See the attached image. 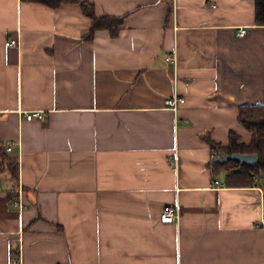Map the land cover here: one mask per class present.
<instances>
[{
    "label": "crops",
    "instance_id": "0c3cea01",
    "mask_svg": "<svg viewBox=\"0 0 264 264\" xmlns=\"http://www.w3.org/2000/svg\"><path fill=\"white\" fill-rule=\"evenodd\" d=\"M83 1L116 36L85 39L77 3L0 0V264H264L263 177L214 176L206 142L248 145L239 108L264 105L255 0Z\"/></svg>",
    "mask_w": 264,
    "mask_h": 264
},
{
    "label": "trees",
    "instance_id": "16d2710c",
    "mask_svg": "<svg viewBox=\"0 0 264 264\" xmlns=\"http://www.w3.org/2000/svg\"><path fill=\"white\" fill-rule=\"evenodd\" d=\"M49 7H56L61 3H77L84 16L90 19L89 31L84 36L85 39L92 38L94 31L106 30L111 37L118 33L122 23V17L103 16L96 17L93 12V5L83 0H33ZM255 20L256 24L264 26V0H255ZM238 121L240 125L251 134V142L248 145L239 142L238 136L231 132L230 144L222 148L206 139L211 151L219 154H244L255 155L254 165H241L236 161H226L224 163L211 160L209 166L214 176L225 172L226 182L230 185H251L255 178L264 177V105H244L239 108ZM3 147L0 144V169L5 165ZM10 163V171L13 174L15 163Z\"/></svg>",
    "mask_w": 264,
    "mask_h": 264
},
{
    "label": "built area",
    "instance_id": "2783aa9c",
    "mask_svg": "<svg viewBox=\"0 0 264 264\" xmlns=\"http://www.w3.org/2000/svg\"><path fill=\"white\" fill-rule=\"evenodd\" d=\"M246 34V29L241 28L238 30L237 35L242 37ZM17 40H8L5 42L6 46H16L17 45ZM165 59L168 61L175 62V54L174 53H168L165 55ZM184 103V99L182 97H179L176 94H172L168 98L165 99L164 101V106L167 110L175 113L178 106L180 104ZM23 117L25 120L30 121V120H37L40 122H43L45 119V114L42 112H25L23 114ZM13 144H7L4 148L5 152H9L11 150ZM218 155H213L211 156V160L216 159ZM214 186H224L223 184H220L218 180L213 181ZM260 193V205H261V211H262V218H261V224L264 225V193L261 189H258ZM9 205L14 208L17 212L21 213L24 208H25V203L22 200V194L21 191H17V196L9 200ZM178 219V210L176 206H164L161 210L160 214V221L162 223H173L176 222ZM15 264V263H12Z\"/></svg>",
    "mask_w": 264,
    "mask_h": 264
},
{
    "label": "water",
    "instance_id": "95a60500",
    "mask_svg": "<svg viewBox=\"0 0 264 264\" xmlns=\"http://www.w3.org/2000/svg\"><path fill=\"white\" fill-rule=\"evenodd\" d=\"M226 161H236L241 165H254L256 163L255 155H244V154H219L214 162L224 163Z\"/></svg>",
    "mask_w": 264,
    "mask_h": 264
},
{
    "label": "rangeland",
    "instance_id": "374dc122",
    "mask_svg": "<svg viewBox=\"0 0 264 264\" xmlns=\"http://www.w3.org/2000/svg\"><path fill=\"white\" fill-rule=\"evenodd\" d=\"M220 176L225 178V175L222 174V173L220 174ZM262 183H263V185H264V177H263V179H262Z\"/></svg>",
    "mask_w": 264,
    "mask_h": 264
}]
</instances>
